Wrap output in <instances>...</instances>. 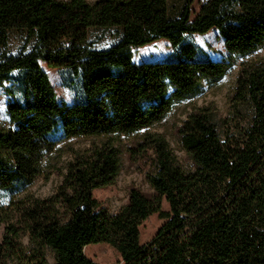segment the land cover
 I'll list each match as a JSON object with an SVG mask.
<instances>
[{"label": "trees", "instance_id": "16d2710c", "mask_svg": "<svg viewBox=\"0 0 264 264\" xmlns=\"http://www.w3.org/2000/svg\"><path fill=\"white\" fill-rule=\"evenodd\" d=\"M193 2L174 11L169 0H0V85L12 82L0 125V264H48L47 253L54 264H99L84 253L90 243L111 245L121 264H264V57L239 63L223 116L208 103L181 120L188 164L162 133L122 147L264 47V0H206L192 17ZM211 28L221 60L189 39ZM13 30L33 40L29 50H10ZM161 39L173 48L165 58H132ZM41 61L78 78L81 98L59 100ZM73 138L91 141L59 164ZM123 149L148 167L152 191L131 187L111 213L92 191L115 182ZM53 173L50 195L29 190ZM153 213L163 223L142 243Z\"/></svg>", "mask_w": 264, "mask_h": 264}, {"label": "rangeland", "instance_id": "374dc122", "mask_svg": "<svg viewBox=\"0 0 264 264\" xmlns=\"http://www.w3.org/2000/svg\"><path fill=\"white\" fill-rule=\"evenodd\" d=\"M95 1V0H89ZM206 0H194L190 6L192 11V17L199 11L200 5ZM184 0H169L170 6L174 11H179ZM25 32L19 30H13L9 35L8 46L12 52H19L22 48L29 50L32 47L33 40L25 43ZM189 39L194 40L200 49V56H209L214 60H221L226 55V48L224 46V40L218 36V32L215 28H211L206 33L192 34ZM110 39L108 37L103 38L98 43H106ZM173 52L171 44L164 40H156L151 43L145 44V46L134 49L132 58L137 61H159ZM264 57V47L255 50L251 55L247 57H241L238 62L228 69L223 78L211 87H206L205 90L193 98L191 101H185L179 104L172 112L167 114L163 120L147 130H141L139 133L132 134L130 136H122L121 143L125 149L137 140L138 137L144 131L158 132L165 134L170 147L177 154V157L183 164H188L185 151L180 147L178 142V133L176 128L180 124L181 120L189 113L193 106L207 105L212 103L218 110L220 115H224L229 107L228 94L234 87V81L238 73L239 63L243 60H253V58ZM42 68L49 76V80L57 93L58 99L68 104L79 100L81 98L80 80L74 77L70 71L66 69L49 68L46 63L41 61ZM12 82L3 83L0 85V125H4L7 122L6 104L8 99L12 98L8 87ZM14 95L20 96V92L16 88H13ZM91 141L90 138H73L70 141L64 143L67 147L63 149V154L59 164H64L66 160L70 158L68 148L71 146L74 148H83ZM123 149V150H124ZM122 168L115 178V182L111 185L103 186L102 188H96L92 191L93 197L99 201V207L105 208L111 213H116L119 208L127 202L128 191L131 187L137 186L144 192H151L152 188L146 178V172L148 167L143 165L142 160L133 159L129 157L124 150L122 154ZM61 176L53 173L48 178L41 176L38 178L29 190L36 196L50 195L58 185ZM162 208L168 209V203L163 201ZM163 220L159 218L157 213L151 214L140 225V242L146 243L159 229ZM3 224L0 223V239L3 234ZM85 255L90 259H93L99 264H121L122 258L119 253L108 243H90L84 247ZM48 264H54V260L51 253H47Z\"/></svg>", "mask_w": 264, "mask_h": 264}]
</instances>
